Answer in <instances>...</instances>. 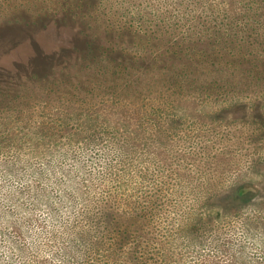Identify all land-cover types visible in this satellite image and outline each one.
<instances>
[{
  "label": "rangeland",
  "instance_id": "rangeland-1",
  "mask_svg": "<svg viewBox=\"0 0 264 264\" xmlns=\"http://www.w3.org/2000/svg\"><path fill=\"white\" fill-rule=\"evenodd\" d=\"M263 18L264 0H0V208L28 240L24 257L1 223L0 264H83L62 232L86 233L109 192L151 202L154 263L264 264ZM186 57L213 74L181 87Z\"/></svg>",
  "mask_w": 264,
  "mask_h": 264
},
{
  "label": "trees",
  "instance_id": "trees-1",
  "mask_svg": "<svg viewBox=\"0 0 264 264\" xmlns=\"http://www.w3.org/2000/svg\"><path fill=\"white\" fill-rule=\"evenodd\" d=\"M264 19V18H263ZM189 23V22H188ZM186 23V24H188ZM183 23L184 25H186ZM158 26L156 29L160 30L163 34H171L174 32L179 31L182 29L181 23L178 21L174 22V25H168L166 23L157 24H149L145 26L144 33L148 34L149 30L153 27ZM155 29H152V32H154ZM223 31L227 32L228 38L225 36V42H221V44L230 47L232 46V43L234 42L233 35H236V32L234 31L231 33L228 31V23L224 24ZM238 32V31H237ZM229 33H231L229 35ZM256 38L255 36L253 37ZM257 40V39H256ZM258 42V40L256 41ZM260 45V44H259ZM264 45V43H263ZM264 51V47H262ZM259 53V51H257ZM165 55V54H162ZM208 53H204L201 56L200 61L201 62H208L209 58ZM142 56V58H141ZM96 58V57H95ZM146 58L144 55H138L134 57V61L140 63V59ZM187 58V57H186ZM97 59L99 57L97 56ZM213 60V63L215 65L213 66V63L210 65L214 67H217L219 69H224L226 71H233L231 67L227 66L225 67V63H223L220 60L216 61V57L211 58ZM243 59V58H242ZM185 60V61H184ZM182 62H184L182 64ZM197 61L190 57L187 59H183L181 61V65H184V69L180 68H170L168 71V77L169 78H176V80L179 82V84L182 87V84L180 81L185 80L186 83H189L190 81H196V79L203 77L201 79H204L205 76L211 73L212 69L208 67L204 71H198L197 70ZM204 65L205 63H201ZM242 65L239 66V68L244 67V73L246 71V66H250V61H244L241 63ZM152 65H154V62H152ZM94 65V68L98 69L99 71H107L104 66ZM199 66V64H198ZM160 67H152V73L158 74L160 72ZM122 70V69H121ZM124 70V69H123ZM125 71V70H124ZM108 72V71H107ZM108 74V73H107ZM106 74V76H107ZM231 74V73H229ZM150 74L149 76H151ZM191 75V77H190ZM251 75V73H248V76ZM226 75L225 73L217 72L209 81L203 80L201 82L202 88H210L214 84H217L219 82H223ZM252 77L256 79H261L260 75H253ZM252 77H248L250 80H252ZM263 80V79H261ZM242 81V80H241ZM244 84V81H242ZM144 88H146V82L143 83ZM140 86V85H139ZM9 132V131H8ZM78 188L74 187V190H77ZM241 190V189H240ZM76 194H80L79 191H75ZM97 199H95L91 205H96L94 212L87 215V223H91V227H88V231L85 228H82L80 231H84L86 233L80 234V232L73 230V228H67L64 229L62 232V236L65 237V234L69 233V236L71 235L72 238H70V245L64 246V251L67 253H72L69 257L77 258V255L80 256V259H83V264H158L154 263L152 261H156L155 259H152V255L154 253H158L160 246L163 245L161 239H157V236L153 233V228L151 226L152 218H153V209H151L152 204L150 201H146L144 203H141V208L137 206V204H134V208L131 209L129 206L121 207L118 204V195L113 192H109V194L104 193H96ZM237 194H240L239 191ZM80 196V195H79ZM83 198L85 197L84 194L81 195ZM239 196V197H240ZM45 197L43 194H35L32 196V202L36 203L38 199ZM157 198H160L157 196ZM20 200V199H19ZM19 200H11L13 203L17 202ZM158 199L154 201V205L158 203ZM87 202V201H86ZM19 206L22 207V204L19 203ZM205 215L207 219H212V213H209V211L205 212ZM12 221V231L10 232V237L16 240L14 244V248L23 254L24 257L27 256V253L25 254L26 244L25 241L27 240V234L26 231H23L22 228V220L18 219L16 216L11 217L10 212L3 210L0 208V224L4 222ZM205 223L206 220L204 217H198L195 220H192L191 224L194 228H198L199 222ZM27 223L24 222V224ZM86 223V224H87ZM11 224V223H9ZM8 225V224H7ZM151 226V227H150ZM2 232V231H1ZM32 233V232H30ZM88 233V234H87ZM87 234V235H86ZM31 236V235H30ZM62 237L61 235H57V237ZM33 239L34 237L31 236ZM63 239V238H62ZM68 239V238H67ZM130 247H126L125 243L131 242ZM155 245H159V248L155 247ZM141 246L143 249L141 250ZM154 249V250H153ZM80 252V254H77ZM76 253V254H74ZM92 258V259H90ZM94 258V259H93ZM152 260V261H151Z\"/></svg>",
  "mask_w": 264,
  "mask_h": 264
}]
</instances>
